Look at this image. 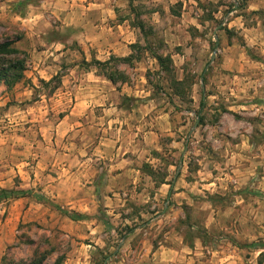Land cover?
Instances as JSON below:
<instances>
[{"label": "rangeland", "instance_id": "374dc122", "mask_svg": "<svg viewBox=\"0 0 264 264\" xmlns=\"http://www.w3.org/2000/svg\"><path fill=\"white\" fill-rule=\"evenodd\" d=\"M66 4L0 0V42L21 37L27 60L24 79L0 81V190L33 193L0 202V264L50 249L45 264H264V0H124L116 54L85 52ZM25 15L39 17L26 37ZM79 78L94 100L109 96L79 143H62L55 122ZM114 162L123 178L109 179ZM91 195L79 220L55 207L82 215Z\"/></svg>", "mask_w": 264, "mask_h": 264}, {"label": "crops", "instance_id": "0c3cea01", "mask_svg": "<svg viewBox=\"0 0 264 264\" xmlns=\"http://www.w3.org/2000/svg\"><path fill=\"white\" fill-rule=\"evenodd\" d=\"M67 1V9L66 11H60L63 14L64 22L66 23L67 27H72L76 32L75 40L85 49V52L91 50L90 47L98 52H108L116 54L119 50L123 49V46H127V44H122V41L125 40L123 38V34L125 30H123V25L121 22H116V12L115 7L124 2V0H65ZM59 2V1H58ZM6 15V14H5ZM37 15H25L19 16V19L22 20V25L26 29L25 37L29 36L30 34L36 33V22L38 21ZM126 31H129L126 29ZM135 34V33H134ZM133 33L130 31L129 36H132ZM132 41H129L131 43ZM88 60V57H87ZM37 64V69L39 66H44L45 62L43 58H40L39 61H35ZM77 67V66H76ZM70 80L72 77H69ZM81 81L80 84H75L79 86L82 91L81 94H77L76 102L73 107L69 110V112L63 117L59 118L55 122V130L56 133L61 136L60 141L62 143H79L77 140H73L74 135L81 132L82 130L86 129L87 127L91 126V123L95 124L96 116L94 115V110L91 107L93 102L96 100H102L103 102L108 99V94L99 93L100 97L94 98L88 94L89 85H85L83 80L79 78ZM72 85V84H71ZM65 94L71 93L69 90L64 92ZM109 105L113 106L114 103H110ZM109 109V108H108ZM110 111V110H109ZM103 115V114H102ZM98 118V117H97ZM100 118V117H99ZM101 119V118H100ZM104 119V117H103ZM99 124L97 129L100 131H105L104 129L105 123L97 122ZM102 124L103 126H100ZM111 127V126H109ZM108 127V128H109ZM104 129V130H103ZM64 132H63V131ZM110 133V136H104L98 134L97 138H100L99 143H116L114 136ZM72 138L71 140H69ZM83 138H88L87 136ZM66 139V142H65ZM72 141V142H71ZM56 142L59 143V138L56 139ZM90 139H85V143H89ZM118 143V142H117ZM87 164V162H84ZM117 163H112L111 174L109 175V179L116 180L119 177L123 178L124 173L118 172ZM76 171L73 172L75 174ZM126 172V171H125ZM109 188L110 190H114L112 185ZM89 191V189H88ZM90 194V191H89ZM94 198V197H93ZM85 198H83V201ZM93 199L92 195L89 198L88 203H78L79 208L78 210H82L80 213L84 215L86 209L93 210ZM77 205H73L70 208H76ZM72 211V210H69ZM70 218V217H69ZM4 243H0V259H1V252H3Z\"/></svg>", "mask_w": 264, "mask_h": 264}, {"label": "trees", "instance_id": "16d2710c", "mask_svg": "<svg viewBox=\"0 0 264 264\" xmlns=\"http://www.w3.org/2000/svg\"><path fill=\"white\" fill-rule=\"evenodd\" d=\"M130 5H132V0H130ZM139 27L144 28L145 25L143 23H140ZM21 37H15L14 39H7L3 42H0V81H2L4 84H6L9 88L20 82L22 79L25 78L24 70H25V64L26 59L21 58V56H26L25 52L19 50L15 47V42L20 40ZM140 47L139 43H135L131 45V48H138ZM157 61L159 62L160 66L163 69L171 70L172 65V59L171 56H163L160 54L154 55ZM114 58V57H112ZM111 58V59H112ZM130 57L122 58V60H129ZM86 64L89 66H96L97 68H104L106 67L110 60L107 61H100L97 59H94L92 62L85 61ZM109 80L112 82H116V79L112 75H107ZM174 84L179 85V81H174ZM202 106H204V101L201 103ZM172 192V190H171ZM28 194H33L30 190H16V189H1L0 190V202L10 199V198H19V197H25ZM43 202H50L46 201L45 197H40ZM48 200V199H47ZM55 207L61 211L62 213L66 214L68 217H70L73 220H79L81 217L83 218V215H79L77 212L73 211H66L63 207L59 205H55ZM261 248H264V243ZM54 249H50V251L45 252H38L35 251L33 254V257L30 261H25L23 259H20L18 261L13 262V264H45L47 258L52 254ZM8 260V257L4 255L2 257L3 264ZM66 260L65 254H59L53 263L51 264H64ZM259 264H262V261H259Z\"/></svg>", "mask_w": 264, "mask_h": 264}, {"label": "water", "instance_id": "95a60500", "mask_svg": "<svg viewBox=\"0 0 264 264\" xmlns=\"http://www.w3.org/2000/svg\"><path fill=\"white\" fill-rule=\"evenodd\" d=\"M213 59H214V56H213Z\"/></svg>", "mask_w": 264, "mask_h": 264}]
</instances>
